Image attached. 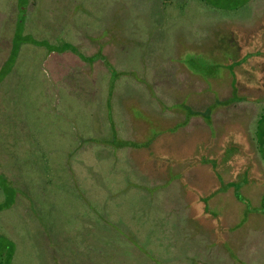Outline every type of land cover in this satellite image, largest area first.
I'll return each instance as SVG.
<instances>
[{
	"label": "rangeland",
	"instance_id": "rangeland-1",
	"mask_svg": "<svg viewBox=\"0 0 264 264\" xmlns=\"http://www.w3.org/2000/svg\"><path fill=\"white\" fill-rule=\"evenodd\" d=\"M17 2L24 32L86 54L101 47L124 72L109 95L100 60L21 44L0 81V170L20 190L0 210L15 243L10 264H264V212L245 211L231 186L215 192L222 183L202 162L238 172L249 150L260 179L243 188L257 201L264 0H0V67ZM233 74L246 80L236 84L243 97L224 100ZM215 101L210 121L193 114L176 130L162 126L149 148L111 141L145 135L140 111L170 124L185 118L183 103Z\"/></svg>",
	"mask_w": 264,
	"mask_h": 264
},
{
	"label": "trees",
	"instance_id": "trees-1",
	"mask_svg": "<svg viewBox=\"0 0 264 264\" xmlns=\"http://www.w3.org/2000/svg\"><path fill=\"white\" fill-rule=\"evenodd\" d=\"M26 1V0H24ZM18 3V13L16 15V19H15V26H14V32L12 35V42L10 45V49H9V53L6 56L5 60L3 61V63L1 64L0 67V81L5 77V75L11 70L12 64L15 60V58L17 57L19 48L21 46L22 43L24 42H31L33 44H40V45H44L48 50H57V51H63V50H71L75 53H77L79 56H81L83 59L87 60V61H96V60H100L102 63H104V65H106L110 71L111 74V80H110V84H109V92L108 94H112L113 91V81L114 79H116L118 76H120L121 73H123L124 71H119L117 70L113 64L111 63V61L108 59L107 55L103 52L101 47H98L95 51L90 52V53H84L82 52L77 45H75L73 42L68 41V40H62V41H58L56 43H51L48 39H37L35 38L32 34H30L29 32H24V26H25V11H26V6H22L20 3L21 2H17ZM253 52L251 51V53L249 52V54L251 55ZM249 54L246 52V54H244L243 58H236L238 59V61L240 60L241 62L246 59V55L249 56ZM249 66V65H248ZM260 72V70H259ZM233 78L231 79L232 81V88H233V92L232 94L224 100H234L236 98H241L243 96L237 95L236 94V84L239 82L238 78H235V74L232 75ZM259 84H262V82L260 83V80H258ZM261 87V86H260ZM110 99V97H109ZM218 101H215L213 104L207 105V107H205L204 109H194L193 107H191L190 105H188L187 103H183L182 107L185 110V118L180 120V121H176L174 123H165V122H161L158 121V119H154V115L153 114H145L143 111L136 113L135 115L138 117L140 122H143L146 125V129L148 130L145 135L142 138H138V139H111L112 143L116 146H121V145H127L130 144L132 146H137V147H151V143L152 141L155 139L157 131H159L158 129L161 128L162 126H164V129H173L176 130L177 128H179L181 125L185 124L186 121L188 120V117L193 115V114H199L202 115L204 118H206L208 121H210L211 119V111L212 108L215 107L218 103ZM143 110V109H142ZM139 116L142 117V121L139 118ZM146 119V121H145ZM164 124V125H163ZM162 129V128H161ZM156 130V133L154 132ZM163 131V130H162ZM153 133L155 134V136L152 138H147V135H149L148 133ZM161 132V131H160ZM152 134V135H153ZM146 137V138H145ZM254 138L256 140V144H257V148L259 150V153L261 155L262 160L264 161V107L261 110V112L259 113L257 119H256V127H255V135ZM244 140V139H243ZM245 144V143H244ZM246 145V149H247V144ZM241 147V144H240ZM235 150H237L236 145H235ZM250 151H244L242 149V154H241V161L243 162L246 157H248V166H240L239 167V171L236 172V168L238 167H227V169L223 166L219 167V165H216L215 162H213V158L212 156H205L202 158V162H204V165L212 170V173L216 175V180H218V185L220 183L219 188L214 190L215 192L220 191L221 188H227L229 186L232 187V193L233 195L239 199L241 202L244 203V210L245 211H258L264 212V208H263V204L262 202L264 201V184L262 182L259 183V185L262 186V191L259 194V196L254 195L255 197V203H253L252 201V193H250L249 190L244 189L243 186L246 183H250L255 182L257 179H260L258 177V175H256L255 172V164L252 161L251 155L249 153ZM237 160H240L239 157H237ZM236 161V159H233ZM252 161V162H251ZM247 162V161H246ZM227 166V165H226ZM229 166V165H228ZM223 168V171L222 169ZM251 169V176L249 175V171ZM242 172L244 174V176H242ZM254 172V173H252ZM238 173H241V176H239ZM225 174H229L230 176L228 177L227 180L222 181V178H224ZM242 177H244L245 179H243ZM251 180V181H250ZM250 181V182H249ZM0 188L3 191V198L0 199V210L5 209V208H9L10 206H12L14 204V202L16 201L17 195L20 192L18 186H16L12 180L10 179V177L5 174L3 171L0 170ZM214 191H209V193L205 194V202H206V198H209V196H211V194L214 193ZM208 192V191H207ZM248 193V194H247ZM201 197H203V195H201ZM260 199V201H259ZM200 200H202V198H200ZM260 203H259V202ZM207 204V202H206ZM15 243L14 241L8 236L6 235L4 232H2L0 230V264H10V260L11 257L13 255V252L15 250Z\"/></svg>",
	"mask_w": 264,
	"mask_h": 264
},
{
	"label": "crops",
	"instance_id": "crops-1",
	"mask_svg": "<svg viewBox=\"0 0 264 264\" xmlns=\"http://www.w3.org/2000/svg\"><path fill=\"white\" fill-rule=\"evenodd\" d=\"M244 54H246V52H245V53H242V54L240 55V59L244 56ZM256 54L261 55V54H264V53H262V50H261L260 52H258V53H256ZM256 54L252 53L251 55H250V54H249V55H250V57H251L252 55H253V56H256ZM246 56H248V55H246ZM244 61H245V60H243L242 62H244ZM248 61H249V60L247 59V63H246L247 65H249ZM259 70L262 71L261 66H259ZM260 76H261V73H260ZM239 81H240V82H238V83H239V85H240V84L245 83L246 80H245V81H244V80H239ZM254 82H255V81H254ZM260 82H261V80H260ZM238 83H237V84H238ZM255 83H256V82H255ZM256 84H257V83H256ZM246 85H247V83H246ZM263 87H264V86H263ZM263 107H264V106H263ZM262 109H263V108H262ZM199 199H200V198H199ZM224 227H225V226H224ZM218 238H220V237H218ZM218 238H217V239H218ZM217 239H216V240H217Z\"/></svg>",
	"mask_w": 264,
	"mask_h": 264
}]
</instances>
